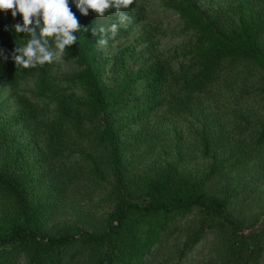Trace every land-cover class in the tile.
Masks as SVG:
<instances>
[{
	"label": "trees",
	"instance_id": "16d2710c",
	"mask_svg": "<svg viewBox=\"0 0 264 264\" xmlns=\"http://www.w3.org/2000/svg\"><path fill=\"white\" fill-rule=\"evenodd\" d=\"M198 1L166 2L196 37L191 62L177 70L146 26L133 44L102 58L93 11L83 16L70 5L87 28L66 51L82 67L68 81L82 96L53 94L49 65L15 66L11 52L27 37L12 30L19 15L0 12V49L9 57L0 60V85L35 75L31 94L47 101L40 106L18 92L12 118L0 115V264L19 256L26 264H180L207 234L203 264H264V229H253L264 197L250 207L264 187V117L251 118L245 107L264 100V0L211 15ZM147 42L156 54L129 68L135 46ZM189 117L198 126L183 140L170 124ZM22 127L29 142L17 141ZM171 140L170 160L145 164ZM196 157L207 164L192 171L187 163ZM107 183L102 201L110 209L97 217L104 205L92 204L93 194ZM60 209L67 219L47 231Z\"/></svg>",
	"mask_w": 264,
	"mask_h": 264
},
{
	"label": "rangeland",
	"instance_id": "374dc122",
	"mask_svg": "<svg viewBox=\"0 0 264 264\" xmlns=\"http://www.w3.org/2000/svg\"><path fill=\"white\" fill-rule=\"evenodd\" d=\"M238 1L239 0H199L198 5L205 15H211L221 7L236 5ZM166 2H168V0H134V3L130 5L128 9L124 10L128 16L130 13H133L134 19L130 20V23L126 28L121 27L118 35L114 39H110L107 45L102 46L97 44V49L102 58H112V56H114L121 48L133 44L135 40L140 37V34L143 31L142 27L146 26L148 32L152 34V38L157 42L155 48L157 47V50L164 58H168L170 65L174 70H177L180 66H187L192 59L191 50L196 40L195 32L185 27L179 14L173 8L167 6ZM92 15L97 20L98 28L103 26L107 29L110 24L116 22V15L111 11L106 13L104 17H97L94 12H92ZM147 45L148 42L135 46L134 56L129 60V68L137 69L142 64L148 62L156 54V51H149ZM110 67L111 65H108V70ZM49 69L54 81V86L51 88L53 94L74 93L77 96H82L83 93L80 86H74L68 83L74 74L82 70V67L77 64L74 58L66 54L62 62L49 65ZM108 75L107 72V76ZM107 78L112 82L110 76ZM35 81V75H25L20 78L19 83L15 87L5 88L0 85V115L6 118H12L18 106L14 95L18 92L21 94L25 93L30 99L39 103L40 106L47 103L46 100L34 98L31 94L35 87ZM249 103V106L247 103L245 107L248 109L250 107V109H252V112L250 113L251 118H263L264 100H260L256 103L254 100H251ZM54 115L55 106L53 103H50L45 118L47 117L50 119ZM194 121L195 120L190 117L180 118V121L171 123L170 126L176 129V132L183 140H187L192 131L191 128L193 126H198V123ZM16 137L18 142H29L31 134L25 127H22L16 130ZM172 142H176V140L165 141L151 157L144 160L145 164L154 160H159L160 158L163 160H170L171 157H168L165 153L169 150ZM174 156L175 155H173V157ZM206 164L207 160H202L200 157H196L194 160L188 162L187 166L190 170L197 171L203 169ZM108 189L109 184L107 183L93 194L94 201L92 204L101 201L99 204L104 205V207L96 213L97 217L103 215L104 212H108L110 209V207L102 201V198L107 194ZM259 195L264 197V187L255 193L250 207L253 208L255 206L257 196ZM59 211L60 212L57 216H50L47 220V231H54L55 228L58 227L59 222L67 219L61 209ZM194 216L195 214L193 212L183 215L179 226L184 228L190 223ZM263 216L264 215H262L261 218ZM256 226L264 229V223H260V221L253 227V229ZM177 237L178 234L175 232L170 238H168L164 244L165 246L161 249V252L163 251L166 253L172 247ZM211 237L210 234H207V236L185 256L180 264H203L202 261L204 260V256L208 254V250L204 249V247ZM15 264H26V260L22 256H19Z\"/></svg>",
	"mask_w": 264,
	"mask_h": 264
},
{
	"label": "clouds",
	"instance_id": "9594fccd",
	"mask_svg": "<svg viewBox=\"0 0 264 264\" xmlns=\"http://www.w3.org/2000/svg\"><path fill=\"white\" fill-rule=\"evenodd\" d=\"M134 0H0V12L11 10L13 18L18 15L21 22L12 26V30L26 36L22 45H16L11 52V60L21 69H34L45 65H53L64 60L66 51L77 42V33L87 31L82 26L70 5L83 16L92 10L97 17H104L109 11L116 15V22L107 29L100 26L92 29V35L100 33L97 41L107 45L114 39L121 27H127L130 17L124 10ZM3 49H0V60H7Z\"/></svg>",
	"mask_w": 264,
	"mask_h": 264
},
{
	"label": "water",
	"instance_id": "95a60500",
	"mask_svg": "<svg viewBox=\"0 0 264 264\" xmlns=\"http://www.w3.org/2000/svg\"><path fill=\"white\" fill-rule=\"evenodd\" d=\"M259 221H260V223H264V216ZM254 229L262 230L263 228H259L256 226Z\"/></svg>",
	"mask_w": 264,
	"mask_h": 264
}]
</instances>
